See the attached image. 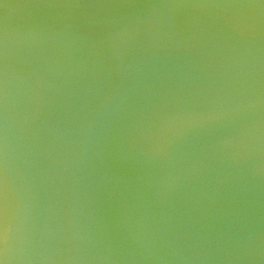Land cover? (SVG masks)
I'll use <instances>...</instances> for the list:
<instances>
[{
	"label": "water",
	"instance_id": "obj_1",
	"mask_svg": "<svg viewBox=\"0 0 264 264\" xmlns=\"http://www.w3.org/2000/svg\"><path fill=\"white\" fill-rule=\"evenodd\" d=\"M0 264H264V0H0Z\"/></svg>",
	"mask_w": 264,
	"mask_h": 264
}]
</instances>
